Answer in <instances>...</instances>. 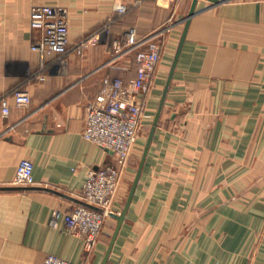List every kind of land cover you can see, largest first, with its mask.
<instances>
[{"label":"crops","instance_id":"obj_1","mask_svg":"<svg viewBox=\"0 0 264 264\" xmlns=\"http://www.w3.org/2000/svg\"><path fill=\"white\" fill-rule=\"evenodd\" d=\"M36 6L64 10L71 39L67 64L44 82L30 81L42 63ZM168 27L113 214L141 176L107 264H264V0H0V99L32 97L28 108L11 101L9 117L0 106V264H103L118 219L105 221L91 254L65 225L90 170L115 161L84 138L86 111L105 77L138 75L134 53L111 63L114 42ZM23 160L34 163L32 187L13 185Z\"/></svg>","mask_w":264,"mask_h":264},{"label":"built area","instance_id":"obj_2","mask_svg":"<svg viewBox=\"0 0 264 264\" xmlns=\"http://www.w3.org/2000/svg\"><path fill=\"white\" fill-rule=\"evenodd\" d=\"M175 1V0H169ZM125 15L128 7L116 6ZM31 27L43 33L32 50L41 55L42 63L38 73L30 78L44 82L46 75L57 67L67 64L71 39L67 14L64 10L51 6H36L30 14ZM170 27L159 30L147 37L139 38L135 28L130 29L122 39L113 45L112 64L123 56L135 54L138 65L136 78L125 83L120 77H105L95 103L86 111L83 136L97 146L111 150L115 154L113 164L90 170L82 198L85 205H79L65 215L66 229L85 240L86 253L91 254L98 244L104 223L113 213L115 202L122 186L126 168L129 166L134 147L138 143L147 115V96L154 84L155 75L165 47V32ZM108 26L101 32L84 39L77 46L80 52L94 45L107 33ZM11 101L19 108H28L32 103L30 92L16 89L0 99L4 117H9ZM36 184L34 163L23 160L16 172L13 185L28 188ZM60 213L55 212L52 226H58ZM43 264H73L56 256H48Z\"/></svg>","mask_w":264,"mask_h":264},{"label":"water","instance_id":"obj_3","mask_svg":"<svg viewBox=\"0 0 264 264\" xmlns=\"http://www.w3.org/2000/svg\"><path fill=\"white\" fill-rule=\"evenodd\" d=\"M195 7H196V4L194 5V7H193V9H192V11H191V13H190V15H189L187 21H189V20L195 15ZM140 176H141V171H139V174L137 175V178H136V180H135V182H134V184H133V187H132V190H131V193H130L129 199H128V201H127V205H126V209H125L124 214L121 215V216H118V215H115V214H112V215H111V216L115 217L116 219H118V227H117V229H116V231H115V233H114V236H113L112 241H111V243H110V246H109V249H108V251H107V254H106V257H105V259H104L103 264H107L108 261H109L110 255H111V253H112L113 247H114L115 242H116V239H117L118 234H119V232H120V228H121L122 223H123V221H124V217H125V215H126L128 209H129V207H130V205H131V202H132V200H133V197H134V194H135V191H136V188H137V185H138V182H139ZM82 205L88 206V207H90V208L97 209V208H95V207H93V206H90V205H88V204H86V203H82ZM97 210H98V209H97Z\"/></svg>","mask_w":264,"mask_h":264},{"label":"trees","instance_id":"obj_4","mask_svg":"<svg viewBox=\"0 0 264 264\" xmlns=\"http://www.w3.org/2000/svg\"><path fill=\"white\" fill-rule=\"evenodd\" d=\"M104 29V27H102V28H100V29H98L96 32H100V31H102ZM137 71H138V65H137ZM114 77H119V76H114Z\"/></svg>","mask_w":264,"mask_h":264},{"label":"rangeland","instance_id":"obj_5","mask_svg":"<svg viewBox=\"0 0 264 264\" xmlns=\"http://www.w3.org/2000/svg\"><path fill=\"white\" fill-rule=\"evenodd\" d=\"M122 182H123V181H122ZM120 190H121V189H120ZM118 196H119V194H118ZM118 196H117V197H118ZM113 205H114V203H113ZM113 210H114V207H113ZM108 218H109V217H108ZM108 218H107V219H108ZM107 219H106V220H107Z\"/></svg>","mask_w":264,"mask_h":264}]
</instances>
